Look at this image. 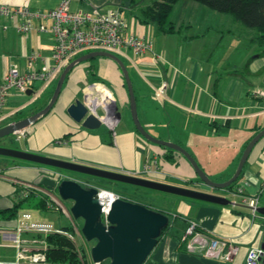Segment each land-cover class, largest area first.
<instances>
[{
	"label": "crops",
	"instance_id": "crops-1",
	"mask_svg": "<svg viewBox=\"0 0 264 264\" xmlns=\"http://www.w3.org/2000/svg\"><path fill=\"white\" fill-rule=\"evenodd\" d=\"M60 1L0 0V3L13 6L27 5L32 9L47 11L55 8ZM115 1L117 0L113 2ZM80 2L87 9L92 7L103 10L115 8L111 0H80ZM173 21L176 23L177 30L172 33L160 32L157 24L152 22L154 23L155 43L144 35L153 43L155 53L148 52L139 57L132 54L133 60L128 59L131 61V71L128 70L137 99L139 117L144 127L153 135L185 147L205 172H210L207 174L213 180L225 181L235 173L248 142L264 128V95H259L251 89L241 88L238 94L239 99L235 100L234 95L232 96L228 90L224 94L226 89H223L220 93L224 94L225 98L229 97V103L227 101L225 103L220 98V103L215 104L216 96L211 97L210 100V83L209 78L205 75L206 70L191 69L189 62L185 63L182 52H180L181 47L179 46L184 43L182 35H186L185 40H192L194 34L187 33V30L183 31V23ZM35 23L36 28L33 31L22 34L16 30L15 20L0 18V83L11 66L20 69L27 68L28 56L32 51L40 52L44 58L38 62V68L53 65L52 36L48 31L41 29L39 21ZM150 23L146 24L150 25ZM127 33L136 35L134 32L127 31ZM167 35H178V38H172L177 43L175 52L167 44ZM254 37L255 35L250 40L256 43L253 40ZM129 50L131 49L122 53L125 54ZM259 50L260 53L255 57L264 55V49L259 48ZM121 58L126 64L127 59ZM99 65L100 67L96 70L93 65L82 62L72 69L53 109L25 130L24 136L20 139H24L26 145L21 149L214 192L213 189L200 181L194 167L183 154L153 143L138 132L132 120L129 91L121 67L115 60L108 57L101 58ZM262 68V65L257 67L255 73H264ZM88 71L96 74L95 80H90ZM53 81H58V79ZM38 82L44 81L35 82L29 89L30 93L25 92L32 96L30 97L31 101L27 104L10 111L4 105L0 127L28 117L40 110L53 89L45 90V95L42 96L41 92L44 89L41 88L39 91ZM164 82H168L169 88L167 99L165 98L161 105L157 101H151L149 95L156 100L155 92ZM260 84L261 87L264 85V79ZM11 92L19 93L20 91L12 90ZM244 94L245 99H242ZM147 98L150 102L146 101ZM76 99L89 104L101 116L107 114L102 105L104 102L110 111L109 116L111 117L112 113H115V127L111 128L108 123H104V128L101 126L91 130L77 123L67 111ZM118 112L121 113V116L117 118ZM233 122L236 126L242 125L238 133L239 137L233 140L234 149L231 151L230 160L228 158V162L224 161L220 165V174L214 178L211 174L212 170L216 169H214V161L211 158L214 149L219 152L220 146L218 145V148L210 146L209 150L205 146L204 139L210 134L208 125L212 123L214 126L213 130L215 131L209 135V137L213 135L214 138V135L218 136L225 130L228 132ZM166 123H168V127L164 126ZM182 129L187 132L186 136H181ZM175 135L179 136L177 140ZM13 136L20 141L15 134ZM181 138H187L186 145L183 144ZM207 168L209 171H206ZM45 169V166L38 164L12 163L8 169L9 176L4 177L7 180L0 178V195L3 196L0 198V209L13 204V201L7 199V196L13 195L16 186H19L20 183L37 185L45 178ZM245 181L247 184L243 193H232L226 190H222L221 193L214 192L225 195L232 201L227 205L173 194H168L167 197V201L171 202V205L167 203L169 207L171 206L169 209L149 205L167 213L171 221H174V226L177 224L175 226L177 230L172 231V228L163 234L144 264H245L249 249L263 247L264 244V215L260 213L254 215L245 202L246 197L259 196L261 193L259 196L260 206H264V137L251 152L235 186ZM45 188L44 186L39 187L37 191L47 195ZM230 195H234V197L230 198ZM48 208L53 210L49 205ZM191 221H195L200 230L210 236L238 243L240 246L238 254L232 260H223L206 256L198 250H191L190 240L183 239L184 232ZM15 224V219L3 220L0 226L12 228ZM25 236L30 237L32 234ZM3 242L0 235V244ZM0 248L3 250L14 249L16 255V248L13 246L0 245Z\"/></svg>",
	"mask_w": 264,
	"mask_h": 264
},
{
	"label": "built area",
	"instance_id": "built-area-1",
	"mask_svg": "<svg viewBox=\"0 0 264 264\" xmlns=\"http://www.w3.org/2000/svg\"><path fill=\"white\" fill-rule=\"evenodd\" d=\"M75 0H61L53 9L41 11L32 9L30 6H13L0 3V18L4 17L16 21V30L27 34L36 28V21L41 23V29L48 31L53 40L52 59L50 67H37L38 62L43 60L40 52L32 51L27 60V68L20 69L11 66L0 83V121L2 119L3 107L7 97L12 90L27 92L35 82H50L59 79L64 68L76 57L94 50H105L117 54L131 49L134 56L139 57L148 52L155 53L154 45L144 36L127 33L128 25L122 17L120 10H103L98 7L90 9L79 7L73 8ZM119 55V54H117ZM169 88L168 82H164L155 92V97L161 99L166 95ZM264 95V94H261ZM86 103V102H85ZM87 104V103H86ZM96 114L97 112L87 104ZM107 114L100 118L106 119L111 128L115 127L116 117L102 103ZM25 130L15 133L18 139L22 138ZM44 173L48 177L56 179L59 184L62 180L73 178L64 171L45 166ZM1 171V170H0ZM86 188L95 187L97 198L102 203V216L107 217L112 203L118 198H126L124 194L109 189H104L98 183L87 178H73ZM245 181L236 185L230 191L232 193H243ZM22 194L29 193L39 186L32 183H20ZM45 193L51 197L49 207L55 211L63 210L73 222V231L56 226L53 222L40 221L34 218L29 211L18 214L16 224L12 228L1 227L0 235L4 242L0 245H8L16 248L13 260H1L0 264H49L47 260L48 241L46 236L60 232L68 236L78 253L81 264H99L93 260V244L88 241L82 228L77 225L68 207L52 190L45 188ZM246 204L252 213L257 215L260 206L259 196L246 197ZM26 234H32L26 237ZM183 239L190 240V249L198 250L202 254L223 260H232L239 252L240 246L235 241L225 240L210 236L200 230L195 221H191L186 228ZM245 264H264V248L252 247L249 249Z\"/></svg>",
	"mask_w": 264,
	"mask_h": 264
},
{
	"label": "water",
	"instance_id": "water-1",
	"mask_svg": "<svg viewBox=\"0 0 264 264\" xmlns=\"http://www.w3.org/2000/svg\"><path fill=\"white\" fill-rule=\"evenodd\" d=\"M98 56L111 58L121 67L129 91L132 120L138 132L153 143L163 145L183 154L194 167L200 181L210 189L230 191L232 184L240 178L254 147L264 137V128L256 133L246 145L235 173L225 181H215L199 165L196 158L182 145L169 140L158 139L146 130L139 117L133 82L126 64L119 55L105 50L86 52L73 59L62 71L47 105L28 117L15 120L0 127V139L8 138L18 131L26 130L46 116L56 104L65 80L72 69L82 62ZM27 93H30L29 90ZM116 109H118L117 106ZM67 111L77 123H80L87 129H98L104 123L107 124L106 119L100 118L80 99H76L68 107ZM116 116L117 118L120 117L121 113L118 112ZM0 156L30 161L64 172H76L194 200L223 205L232 203L225 195L203 189L175 185L127 172L104 169L23 149L0 145ZM41 184L49 190L56 191V195L60 199L72 202L69 211L73 218H83L82 232L88 241L93 242L92 257L99 264H144L156 248L162 232L172 225L169 215L164 211L126 198L116 199L112 203L107 217L104 218L102 216V203L97 198V189L95 187L86 188L73 178L64 179L58 184L56 179L46 176L42 179ZM258 212L264 215V206H259Z\"/></svg>",
	"mask_w": 264,
	"mask_h": 264
},
{
	"label": "rangeland",
	"instance_id": "rangeland-1",
	"mask_svg": "<svg viewBox=\"0 0 264 264\" xmlns=\"http://www.w3.org/2000/svg\"><path fill=\"white\" fill-rule=\"evenodd\" d=\"M113 1L114 0H111L113 5H115L114 9L120 10L122 17L125 19L128 25L127 31L129 33L134 32L136 33V35L140 36L146 35L155 43L156 37L155 35H153L154 23L151 22L150 25H147L146 23L143 24L142 22H140V18L142 17V9L146 5H148L151 0H117L115 2ZM80 6L84 7V4H82L80 0H75L73 2V7L79 8ZM171 19L179 23H183V31L187 30V33L194 34L192 40H185L186 35H182L184 43H182V45L180 44L179 46L181 47L180 52H182V58L185 60V63L189 62V66L191 69L199 70V68H202L206 70L205 75L207 78H209L210 83V100L211 97L216 96L217 99L215 104L220 103V98H222L225 103L226 101L229 103V97L225 98L224 95L226 94L227 90L229 91V93H231L232 96L234 95L235 100H238V94L240 93L241 88L251 89V91L257 92L259 93V95L264 94V85L261 87L260 84L261 82H263L264 73H255V69L257 67H260L261 65L263 67L262 69L264 70V55L255 57L260 53V46L250 40V38L256 34V31L254 29H249L247 27L244 28L240 23L234 20V17L231 14L215 11L207 5L199 3L195 0H180L179 2H177L174 7L173 13L171 14ZM188 25L190 26L187 27ZM197 34L198 36H195ZM177 36L178 35L166 36V38L168 39L167 44L174 52L176 51L175 47L177 43L176 40L172 38H178ZM117 54H119V56L123 57L124 59H127L126 66L131 71V61L128 60L130 58L133 60V53L131 52V50H129L125 54L122 52H119ZM101 58L105 57L98 56L96 58L84 61L83 63H89L93 65L97 70L100 67L99 63ZM88 75L90 76V80H95L96 74L88 71ZM257 81H259L260 83L258 82V84ZM46 83L47 82H38L37 84L39 86V91L41 90V88L44 89L41 92L42 96L45 95V92L47 90H54L57 81L48 82L47 85ZM223 89L226 90H224V94H221L220 92ZM245 94L242 99H245ZM143 95L145 94L143 93ZM30 97L32 96L25 94V92H11V94L7 98V103L5 104V107H7L9 111L13 110L31 101ZM165 98L167 99V93L160 100H155L153 96L149 95V99L151 101H157L161 105L163 101H165ZM150 100H148L147 98L146 101L150 102ZM104 126L105 125H102V128H104ZM164 126L168 127V123L164 124ZM208 126L210 128V134H212L215 131L213 130L214 126L212 125V123H210ZM241 126L242 125L236 126L235 122H233V125L231 126L228 132L227 130H225L224 133H220V135L218 136L214 135V138L212 137L213 135L209 137L210 134H208L207 137L204 139L205 146L208 148V150L210 149V146L214 148H218V145L220 146V151L218 152L217 149H214V153L211 158V160L214 161V169H216L212 170L211 174L214 178H216L220 174V165L224 163V161H227L228 158L230 160L231 151L234 149L233 140L239 137L238 133L241 130ZM149 133L152 134L151 132ZM186 134L187 132L183 130L181 136H186ZM155 137L158 139H162L157 136ZM177 137L179 136L175 135L176 140ZM181 139L184 142L183 144L186 145L187 138ZM0 145L21 149L25 147L26 143L24 139H20V141H18L15 139L14 136H12L11 139L2 138L0 140ZM15 162H19L22 164H36L30 161L14 159L7 156H0V178L7 180L4 177L9 176L8 169H10L12 163ZM206 171H209V169L207 168ZM65 173L73 178L90 179L98 183L104 189L117 191L119 193L124 194L130 200L141 202L148 206L153 205L154 207H162L163 209H169L171 207L168 206V204L171 205V202L167 201V197L169 195L165 192L143 187H136L130 184L110 181L102 178H96L71 171H65ZM213 191L217 193L222 192L221 189H213ZM1 197L3 196L0 195V198ZM231 197H234V195H230V198ZM7 199H9L10 201H16L14 194L8 195ZM37 201L38 198L35 197L30 201L23 203L22 207L20 208V211H29L37 220L53 222L58 227H65L66 229L73 231V222L63 210H42L37 207ZM49 201H52L51 197H49ZM63 202L68 207V209H70L72 202L69 200H63ZM74 220L78 226H80L81 228L83 227V218H74ZM172 225L174 226L173 223ZM176 225L177 224H175V226ZM173 226V229L171 228L172 231L177 230L175 226ZM91 243L93 244V242ZM14 255V249L3 250L0 248L1 260H11L15 257Z\"/></svg>",
	"mask_w": 264,
	"mask_h": 264
},
{
	"label": "trees",
	"instance_id": "trees-1",
	"mask_svg": "<svg viewBox=\"0 0 264 264\" xmlns=\"http://www.w3.org/2000/svg\"><path fill=\"white\" fill-rule=\"evenodd\" d=\"M179 1L180 0H151V2L142 9V17L140 18V21L142 23H156L160 32L163 33L175 32L177 30L176 23L171 19V14L176 3ZM195 1L205 4L215 11L229 13L234 17V20L240 23L244 28L247 27L249 29H254L256 34L253 40L260 46L261 49H264V0ZM53 92L54 90L51 92L49 98L40 110L47 105ZM11 137L12 136L9 138L11 139ZM169 150L174 151L170 148ZM41 181L37 183L39 187H43ZM236 183L237 181L232 184L231 188L235 186ZM21 190L22 188L20 186H16V190L14 192L16 201H13L11 206L0 209V223L3 220H16L23 203L30 201L35 197L38 198L36 203L38 208L42 210H50L48 208V195H43L38 192L37 189H32L27 194H22L20 192ZM54 193L57 194L56 191ZM260 195L261 193L259 196ZM171 222L173 223L174 221ZM171 228L172 225L167 227L162 232L161 237ZM46 240L48 241V249L46 253L49 264H81L74 244L68 236L60 232H55L46 236Z\"/></svg>",
	"mask_w": 264,
	"mask_h": 264
},
{
	"label": "flooded vegetation",
	"instance_id": "flooded-vegetation-1",
	"mask_svg": "<svg viewBox=\"0 0 264 264\" xmlns=\"http://www.w3.org/2000/svg\"><path fill=\"white\" fill-rule=\"evenodd\" d=\"M9 138V137H8ZM3 139H7V138H3ZM1 140V139H0Z\"/></svg>",
	"mask_w": 264,
	"mask_h": 264
}]
</instances>
